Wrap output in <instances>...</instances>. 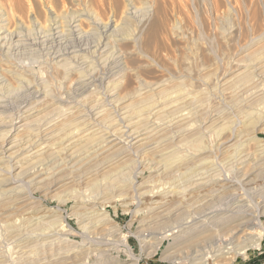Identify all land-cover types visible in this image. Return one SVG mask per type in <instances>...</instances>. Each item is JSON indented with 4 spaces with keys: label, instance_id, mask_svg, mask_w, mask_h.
<instances>
[{
    "label": "rangeland",
    "instance_id": "1",
    "mask_svg": "<svg viewBox=\"0 0 264 264\" xmlns=\"http://www.w3.org/2000/svg\"><path fill=\"white\" fill-rule=\"evenodd\" d=\"M17 1L19 0L16 1L4 0L3 2H1L0 5V12L2 14L0 16V21L2 20L1 22H9L8 20H10L11 22L13 19H15L11 23L9 22L13 26L12 28H16L17 26L18 27L20 26L21 28L28 30L31 35L30 37L34 39L40 35L41 30L39 28L40 27L39 22H43L44 24H47L46 21H44L43 19L46 18L47 20L49 12L51 14V9L55 8L54 10H56L58 23L60 22L61 24H65L61 26V24L59 23V26H61L60 31L65 32L64 30H66L64 34H62L61 32L62 38H64V40L68 42L71 41L73 42L74 40L82 41V42L86 41L85 43L89 44L90 46L97 45L98 43L101 42V40H103V35H102L103 25L105 24V22L107 23L108 21L114 18L113 4L116 2L115 0H108V1L99 0V3L101 4L100 5L98 4V0H95L92 1L90 5L88 4V0L87 1L66 0V2L64 0V3L62 0L59 1L53 0L54 3L52 2L53 4L52 5L51 2H49V0H39V1L20 0L19 2ZM36 1L38 5L36 4ZM42 1H44L43 3L45 5L42 3ZM120 1H122V3L124 4L128 0H120ZM142 1L145 2L147 5L145 3H144L145 5H143V3H141ZM57 2L58 3L60 2L61 4L59 3L60 4L59 5ZM136 2L140 10L139 11L140 15L139 13L138 15L142 17V15L145 14L147 18V20L145 21L146 23L144 22L143 26H141L142 28L141 27L139 28L140 30H136V26H134V20H135V24H137L136 19L133 20L129 19V21L125 22L124 19L118 18V21L121 19V21H119L118 23L119 24L118 29L114 30L115 32L113 33L112 36L113 38L111 37L109 40L112 41V42L110 41L111 47L114 46V49H120L122 53L126 55L128 52L126 51L125 46L132 42L133 40L132 38H134V36L139 37L140 42L142 43L141 48L143 49V53L145 54H142L141 56V54L138 55L136 52H135L136 54L132 53L134 58L133 57L131 58H133V60L129 59L131 60L130 62L126 58L125 61L126 64L125 63L123 64V61H120L119 63V60H115V63H113L111 68L113 70L116 69L115 71L119 70V68H121V66L124 65L129 68L128 76H130L133 80L132 85L134 84L133 86H131L132 89L130 88V91L132 90L131 93L137 92L142 84H149V83L151 84L160 81L166 82L168 80L167 86L164 87L167 88L166 90L169 89L168 90L169 93L172 91L173 93L176 94L177 91L179 95L186 93L187 94L191 93V95H196V96L198 95L196 97V101L197 99H200L198 101H200L201 103L195 101V103L197 104H194L193 102L192 104L193 106L191 105V107L193 108L190 107L189 110L188 109L186 110V112L190 111L192 114L190 112H189L190 114L187 112L188 114H186V119L181 124L183 127L184 125L185 127L188 125L187 128L185 127L183 128L182 126L180 127L178 126L177 128V129L179 128L187 129L186 131H184L185 134L180 135L178 138L176 136V131H177L175 130L176 128L173 129L172 131H169L171 129L165 128L166 130L163 129L160 135L154 137V139L152 138L150 140L151 141L150 144H147L149 145L148 149L150 150L146 153L147 156H145L147 161L150 160L151 158L154 161L162 160V157L164 158L168 155V153L172 152L170 158H172V161L178 160L177 162H179L180 164L176 162V165L179 166H177V168H174L173 166L170 167V169L173 168V170L175 171H173V173L169 171L168 173L169 179H168V177L167 178L164 177L166 175L162 176V174H160L162 170L155 172L150 170L148 168L149 165L146 164L147 161L144 163V165L140 167L133 165L135 164L134 160L136 157H134L133 155H127L125 157L122 156L121 152L126 149V145H123L124 143H121L119 144L121 147L118 145L117 147L100 154L99 155L100 157L98 156L95 160H91L93 163L90 162V164L84 166L85 168L84 167L82 168V171L84 169L87 172L93 171L94 174H92L90 178L83 180L81 178L82 173L78 171L73 173L75 175L78 174V177L76 178L77 181H72L67 184H64L63 186H60L59 188L52 190L50 193H46L44 190L38 189L37 191H35L37 201L34 204H31L30 206L36 205V207H38L42 211H48V213H51V215L45 220V222L51 221L49 222L50 224L47 223L48 227L47 225H45V227L43 226L45 232L49 231L50 234L56 233L58 235L55 236L54 238L62 237V239H68L71 244L72 243L81 244L79 246V249L84 254L82 255L81 253V255L84 257H80L81 256L80 255L79 261L81 262L83 260L85 264L96 263L98 260L101 259L104 261L106 260L104 264H264V235H262L260 246L250 245V243L252 244L256 241V239L259 236L258 233H260V231L262 230L259 224L264 228V170L262 171L259 170L258 172H255L251 176V178H253V185L251 184L252 187L248 186V188H246L248 189L247 194L244 195L246 199L245 202L246 209L247 208L251 209L254 212L255 216L252 218V222L247 227L246 232L245 233L242 232V234L244 233L243 235L241 233L236 234L235 233L236 230L231 227L232 224L224 225L221 226L220 228L219 224H221L224 221V218H222L220 220H217L214 229L211 228L209 231H206L207 233L201 235L202 239H199L197 241L195 239L188 240L186 239L187 237H185V234L188 233V230L182 229L180 230V232L178 231L179 233L178 232L175 233L176 235L179 234L175 238L176 241L172 240L170 238H172L174 235L168 236L170 230L174 229L176 226L175 228L176 230L175 229L174 230L177 231L181 227V225L183 226L186 225L185 223L189 219V216L187 214L186 215L181 214L182 216L175 215V217H178L179 219L178 221V219H176L174 215L171 213L172 211L171 208H168L171 211L166 209L164 215H158L159 213L157 212L158 209H156V204L154 205L151 204L152 199L161 200L160 196L153 197V195L162 194L166 192V190L170 191L171 189L169 188L173 189L179 183L178 177L179 178L181 177L179 175L180 172L182 173V172H191V171L194 172L201 171L204 173V175L206 174V176L208 175L213 177L215 176V178L218 179L219 178L221 179L225 175L236 176L238 170L237 167H235L234 161L242 157L243 154H247V155L249 154L250 157L249 162L251 165H249V167H247L246 169L250 168V166L251 167L254 166L255 168L257 167L259 169L264 168V164H262L264 162L263 161L264 150H262L264 149V85H263L264 70L261 69L263 70L261 72L262 74H260L262 76L258 77L256 74L259 71H261L259 70L257 72L256 66L258 65L260 66L261 62H262L261 64L264 63V59H262V57H264V0H210L211 3L210 5L209 2L205 0H196L198 8L200 7L199 13L200 14L203 13L201 16L199 15L200 19L202 20L201 22H203L202 23L203 29H200V27L197 24V17L195 16V12L191 6L192 5L191 0H157V3L154 8L153 6H151L153 2L152 0L149 1L137 0ZM148 2L150 5L148 4ZM3 3L7 4V7H5L6 5ZM17 3L19 4L16 5ZM39 3H42L45 7L42 4L39 5ZM92 3L93 4L95 3L94 5L96 7ZM96 3L98 4V7ZM8 6L11 11L9 10ZM150 6H151L150 11L152 9L151 13L148 10V7ZM12 7L16 9H13ZM157 7H159L158 9L161 8L160 9L161 11L158 10ZM7 8L9 12H7L6 10ZM143 8L146 11L145 10L143 11ZM12 9L14 10V12H12L13 11ZM36 9L38 12L36 11ZM40 10L42 11L39 12ZM43 10L45 12H43ZM154 10L157 12L160 11V13H156ZM6 12L8 13V16ZM19 12H21V14H18ZM144 12L149 13L150 15ZM80 14L81 15L84 14V16L85 15L88 16L82 17L87 19L86 21H84L85 19H83L84 22H82V27L80 28L79 31L81 33L78 32L77 35L73 36L71 32L70 24L75 18H80V16L78 17V15ZM23 16L24 19L25 18L27 19V20L25 19L26 21L22 18ZM60 16L62 18H60ZM88 17H90V20ZM152 18L153 19L155 18L154 19L155 22L152 20ZM194 18H196L195 19L196 21L194 20ZM156 19L159 21V23ZM156 21L159 24L157 26L160 25L162 26L156 27L155 25L157 24ZM165 21L167 24L164 23ZM174 22L179 23L178 24V27L180 26L179 29L172 30V25ZM16 24L18 25L16 26ZM94 24L96 26H94ZM124 24L125 27H123ZM25 25L26 27H23ZM163 26L166 27L167 30H165ZM152 27L153 29L155 28L157 29L159 28V29L153 30ZM122 28H124V32L122 31L123 30ZM112 30L113 28L110 30V32ZM129 31H131V33ZM114 37L117 39H115ZM118 38L122 39L121 41L122 44L120 42L118 43L116 42V40H120ZM94 42L97 44H95ZM43 48L45 49L43 50L38 49L37 51L36 50L23 51L24 52L23 54L20 53L21 56L20 54L19 55L10 54L12 55V57L10 55L7 56V59L11 57L10 59L14 60V65L16 67H13L14 65L13 66L11 65L13 69L15 68L16 71L21 72L25 67L28 68V70L30 69L29 73H31L32 75L34 73L35 75L31 76L30 78H27V80H23V82L20 84L16 83V85L9 84V82L6 83V85H4V82L0 83V86L3 87V88L0 87V99L3 100V104L5 102L4 104L5 106H8L6 107L7 109L5 108L7 110L5 114L2 115V113H0V120L5 119L6 121L8 119V122L6 121L7 127H3L2 130L11 128L9 124L11 118H10V114L8 113L13 114L12 112H14V110L15 111L18 110L16 108L19 106L20 102H24V100L28 99V96L30 97L31 94L29 93V91L26 90V86L32 87L35 85L32 91L38 88L39 90L41 89L40 91H42V93H44L43 90L46 88L45 95L48 96L46 97L42 96L40 98L36 97L35 99H39L38 101L39 104H36L35 105L36 108L32 112H29L30 114L31 113L34 114H31L32 116H29V118H25V116L29 115V113H27L26 115L25 114L22 115L21 113L20 118H18L15 121L16 125L21 124L22 122H26L29 119L32 120L33 118H35L33 119L35 124H40L41 122L45 121L48 117H50L49 115H52L53 112H55V110L59 111L67 105L70 106L73 101L79 100L80 98L82 99L83 97H79L78 96L79 92L75 90L76 87L75 82L80 79H84V80L87 79L88 74L91 72L93 73L98 72V74H101L104 67L105 69H108V67L107 68L106 66L103 67L102 64H99L98 62L95 63L93 61L95 64L93 62H89L92 61L93 58L87 55L86 57L78 56L75 59L70 60L72 63L69 60L66 62L65 61L62 62V63L69 62V65L63 66L62 69H60L61 67H59L58 70L60 69L61 73L59 71L54 72L52 68H48L49 67L48 65L50 63L49 61L51 60L50 58L51 53L48 52L46 46H44ZM214 48L217 49L218 51L220 57L219 60L215 58L211 50ZM39 51H41V53ZM36 53L38 56L37 55L35 56ZM44 54H46L47 56ZM15 56L16 57L19 56V57L16 58ZM256 60H260L261 62ZM86 61L89 63V65H92L90 63H93V65L92 66L87 65L88 63ZM253 61L254 62L256 61L258 65L256 64V62L254 63ZM96 65H101V66H96ZM7 66L8 68H11L9 67V65ZM252 66L254 69L252 68ZM85 68L88 69L89 71L85 70ZM99 68L101 69V71ZM70 69H73V71H76V73H73L74 75L71 74L72 76L70 75L69 77L68 73L72 71ZM77 69L81 72L82 74L81 76L80 73H78L79 71ZM66 71L68 73H66ZM56 73L60 75L58 76V74ZM84 73H88V74H84ZM245 74H247L248 76H246ZM54 76H56V78ZM118 77L119 75L116 74L110 77L109 79H105L104 86L102 87L101 86L96 87V83H94V86L92 88L93 84L92 85L90 84L89 85L90 90L88 91V94H86L88 95L86 99L87 101L84 98L85 101L82 100L81 103L92 102L94 99L95 102H104L105 99L104 94L106 93L105 86H107L108 83L110 82L115 86L119 84L118 82L121 80H118L117 82L116 80ZM259 78H261L263 82ZM227 79H231L232 82V84L231 82L228 83V88L226 87L227 85H221L224 82V80ZM249 79L250 82H248ZM29 80L30 81L32 80V83ZM169 80L171 82H169ZM259 80L260 82H258ZM33 82H37V83H33ZM70 82L72 83L71 85ZM82 84L84 85V83ZM36 85L38 86L36 87ZM224 87H226L227 89L226 88L224 89ZM72 88L74 91L72 90ZM262 88L263 90H261ZM253 89L257 90V92ZM166 90L164 91V93L166 92V94H169ZM90 91L91 92L94 91V93L93 92L91 93ZM130 91L128 90L127 92H125L127 95L123 93L119 96L121 97L122 95L125 94L124 96H126L127 98L128 96L134 94V93L131 94ZM258 91L260 93H258ZM257 93L258 95L263 93V95L258 96ZM175 94L173 97L176 96ZM199 95H201L200 97L203 100L199 97ZM119 96H116L114 98L119 99L120 98ZM152 97L153 98L155 97V101H157L159 98L158 94L156 96L151 95V98ZM4 98L6 99L8 98L7 101H5L6 99ZM11 98L14 99L12 100ZM17 99H19V101ZM15 101L18 102L17 103L18 105L16 104ZM94 101L92 103H95ZM131 102H133L132 99L129 102L127 101L126 104ZM245 103L246 106H242ZM248 103L250 104L253 103V104L250 105ZM34 104L27 105L24 107H23L24 104H22L21 107H23V110H26L27 108H30V106L31 107L34 106ZM14 105L17 106L14 107ZM130 105H132V103ZM196 105H199L198 107L199 108L201 107L200 109L201 110L203 109L202 110L203 112ZM60 106H62V108ZM144 106H147V104ZM243 107L244 108L246 107L245 110L243 109ZM194 108L196 110H194ZM197 108L199 110H197ZM10 109H13V111ZM228 109H230L231 112ZM247 110L249 111L251 110L250 111L251 114H249L248 116L247 114L249 111ZM228 111L230 112L231 115H229ZM204 115L206 120L203 119ZM168 119H171V117ZM199 122L201 123V125ZM204 122L206 124H204ZM188 129H190L189 132ZM198 129H200L202 132ZM211 129L214 131H212ZM226 131H228V135L231 134L232 136L231 137L230 135L228 136L226 134L227 133ZM231 131L232 133H230ZM196 132H199V134H197ZM213 132L215 133V135ZM216 133H219L222 136L226 135L227 137L225 136L222 138V136L220 135L219 138L220 137L221 138L219 139L216 136ZM161 134H163V136H161ZM208 134H212V135L211 136L209 135L208 137L207 136ZM172 135L175 136V138ZM214 138L216 140H214ZM181 140L183 143L181 142ZM224 141H226V143L221 144L222 145L221 146L220 143ZM175 146L177 147L179 146V148ZM226 146H230L228 150L224 149ZM219 147L224 150L218 151ZM175 152H178L176 153L177 155L175 154ZM183 152L184 154L183 156H181ZM247 155L246 157L243 158H247ZM182 158H186L187 161L186 160L182 161ZM179 159H181L180 161L182 162H180ZM167 160L168 159H166L165 161ZM51 161L52 160L47 161V163L49 162L48 168L51 166L49 168V172H51L50 176H53L52 179H54V177H56L57 175V173L54 174V172L57 170L59 166V161H54V162ZM165 161H163L162 163H164ZM239 161H242V158L241 160L239 159ZM91 164L93 165L91 166ZM88 165L94 169L90 168ZM188 165L190 170L186 169L187 170L186 171L185 169H183L181 171H178L179 167L180 168L185 166L188 167ZM86 167L87 168L89 167V169H87ZM191 168H193V170H191ZM79 173L81 174L79 175ZM175 176L176 177L178 176L177 179ZM79 178L81 180H79ZM54 182L55 181H53L52 183ZM112 184L114 185L111 186ZM132 185L135 186L140 185V187L138 186L139 188L137 190H133ZM129 187L131 191L130 189H128ZM234 191L236 194H240V195L244 193V190H242L241 188L238 189L234 188ZM111 192L113 195H110ZM101 194L104 197H101ZM114 194L115 196L119 194L118 195L119 197L118 196L115 197ZM172 195H173V197H171L172 202H170V204H166L167 207H170L169 205L175 203L176 201H179V199L182 198L181 195H179L178 193H173ZM88 199H90L93 202H85ZM97 202L99 203L101 202V203L96 204ZM221 202L222 200L219 201L220 205ZM219 204L218 206H220ZM221 206L223 207L225 205H223L222 203ZM167 207L164 206V208ZM87 210L95 211L96 213L100 212L106 214L108 220L106 223L102 224L103 226L101 229L94 230L93 232L92 229H89L88 232L86 233L84 232L85 230L83 224H85L86 222H84L80 216L81 214H83V212H86ZM160 210L162 209L160 208L158 211ZM19 213L20 214L18 215L12 214L10 217L0 219V264H17L18 261L17 259H19L22 255H23L22 257L26 255L24 251L25 249H21L18 242L16 241L14 242V240H12L13 238L17 239L16 235L18 233L16 231H10V230L13 229L14 227L15 229L16 228L18 229L20 227V223L23 222L22 220L20 221V219L23 217L28 218L29 216H32L34 213H30V212H28L27 214L21 212ZM37 214H41V213L36 212V216ZM167 215L169 217H167ZM226 215L228 218H232L235 215V212H228L226 213ZM151 217L154 218L152 219ZM182 217L183 219H181ZM218 217L221 216L218 215L217 218ZM180 220L181 221L183 220L184 222L182 221L183 222L182 223ZM6 226L9 227L10 229L8 230ZM218 227L220 230L218 229ZM37 229L38 230H35L36 232L34 231L35 236L38 235L36 234L37 232L39 233L40 231H42L40 228ZM50 229H52L53 232ZM227 229L230 232H228ZM90 230L91 232L89 233ZM7 233L9 234L6 235ZM34 233L31 234L33 237H35ZM256 233L258 235H256ZM152 234L157 235L155 236L157 238L155 237L153 238ZM14 235L16 238L14 237ZM5 240L9 241V245L8 242ZM98 240L99 242H103V243L109 242V244L100 247V249H98L100 251H97L95 249H97L98 246L95 244L91 245L90 242L99 243ZM124 240L128 241V247L123 244ZM33 245H35L36 247L37 244L32 243L30 245L31 249L29 252H31V250L33 251L37 250V248L33 247ZM238 247L239 248L244 247V249L242 250H244L245 252L242 254L238 253L237 252V250L239 249ZM20 250L23 251V254H21L22 251L20 253ZM221 252L222 254L220 256H217ZM88 255L90 256L88 257Z\"/></svg>",
    "mask_w": 264,
    "mask_h": 264
},
{
    "label": "bare ground",
    "instance_id": "2",
    "mask_svg": "<svg viewBox=\"0 0 264 264\" xmlns=\"http://www.w3.org/2000/svg\"><path fill=\"white\" fill-rule=\"evenodd\" d=\"M3 1L2 0L0 1V5H1V2H3ZM9 1H11V0H9ZM13 1H16V0H13ZM19 1H17V2H19ZM57 1H59V0H57ZM62 1L64 3V0H62ZM92 1H95V0H88V4H90ZM115 1L116 2L113 4L114 5L113 6V11H114L113 12L114 13L113 16H114V18L112 20L108 21L107 23L105 22V24L103 23L104 24L103 25V29L101 27V29L103 30V32H102L103 33L102 34L103 35V40H101V42L98 43V44L94 42L95 44H97V45H94V46H90L89 44L85 43L86 41L82 42V41H75L74 40L73 42L72 41L68 42V41L64 40V38H62V35H61L62 31H60V27L62 25H65V24H61L59 22L61 24V26H59V23H58V20H57L56 10H54L55 8L51 9V14L49 12L47 20H46V18L43 17L44 18L43 20L46 21L47 24H44L43 22H39V25H40L39 28L41 30L40 31V35L37 36L34 39H32L30 37L31 35H30V32L28 30H25L24 28H21L20 26L19 27L17 26L19 23L16 24V26H17L16 28H12L13 26L10 23L13 20H15V19H13L11 22H10V20H8L10 23L9 22H1L2 20L0 21V80H2V81H0V83L4 82V85H6V83H8V82H9V84H15V85H16V83L20 84V83L23 82V80H27V78H30L31 76L35 75L34 73H33V75L31 73H29L30 69L28 70V68H25V67L23 68V70L21 72L16 71L15 68L13 69V67H16V66L14 65V60L10 59L12 57V55H10V54L19 55L20 53L23 54L24 53L23 51H26V50H30V51H32V50H36L37 51L38 49L43 50V49H45V48H43L44 46H46V49H48V52L51 53V57H50L51 60L49 61L50 62L49 65L47 63V65L49 66L48 68H52L54 72L55 71H59L61 73L60 69H62L63 66H68L69 65V62L68 63H62V62H64V61L66 62L68 60L69 61L73 60V59H75L78 56L86 57L87 55H89L91 58H93V60L89 61V62H93V61L95 63L98 62L99 64H102L103 67L104 66H106V68L108 67V69H105V67L104 68L102 67L103 71L101 72V74H98V72L97 73L91 72L89 74L88 73H84V74H88V78L87 79L84 80V79H80L79 78L80 80H78L76 82L74 81L75 85H76V87L74 86L75 90H77L79 92L78 96L79 97H83V98L82 99L80 98L79 100L73 101L70 106H68V105L65 106V107L63 106L64 108L59 110V111L55 110V112H53L52 115H49L50 117H48L46 120L44 119L45 121H43L41 123L39 122L40 124H35L34 123L33 119H35V118H33L32 120L29 119L28 121L25 120L26 122H22L21 124H18V125L15 124V121L18 118H20V116H21L20 114L21 113H22V115L23 114L26 115L27 113L32 112L36 108L35 105L39 104V102H38L39 99H35L36 97L40 98L42 96H45V97L48 96V95H45V93H46L45 89L46 88L43 90L44 93H42V91H40L41 89L39 90L38 88H36L34 91H32L35 85L32 86V87L26 86V90L29 91V93L31 94L30 97L28 96L27 100H24V102H20V104H21V105L19 104L20 107L18 106L16 108L18 110H16V111L14 110V112H12L13 114L8 113V114H10V118H11V120L9 118V120H10L9 124H10L11 128L2 130L3 127H7L6 121L8 122V119L6 121H5V119H1L0 120V219L10 217L12 214H17L18 215V214H20L19 212L24 213V214L25 213L27 214L28 212L34 213L32 216H29L28 218L27 217L21 218L20 221L22 220L23 224L20 223V227L17 226V227H19L18 229L17 228L15 229V227H14L13 229L10 230V231H16L18 233L17 235L15 234L17 239H14L12 237L13 238L12 240H14V242L15 241L18 242V244L21 247V249H25L24 251L26 253V255L24 254L25 255L24 257H22L23 255L21 256L22 258L20 256H19L20 258L17 257V258H19V259H17L18 260L17 264H85L83 260L81 262L79 261L80 257H84V256H82L84 254L79 249V246L81 244H79V243L78 244L77 243H72L71 244L68 239H62V237L54 238L55 236L58 235L56 233L55 234H50L49 231L48 232L44 231L43 226L45 227V225H47V223L51 222V221L45 222V220L51 215V213H48V211H42L41 209L36 207V205L30 206L31 204H34L37 201L36 200L35 191H37L38 189H41V190H44L46 193H50L52 190H55V189L59 188L60 186H63L64 184H67V183L72 182V181H77L76 178L78 177V174L75 175L73 173L78 172V171H80L82 173V174L79 173V175L80 174L82 175L81 178L83 180L90 178L91 175L94 174L93 171L92 172H87V171H85V169L82 171V168L85 165L90 164V162H92L91 160H95L100 154L117 147L121 143H124L123 145H126V149L121 152L122 156L125 157L127 155H133L134 157H136L135 160H134L135 164H133V165H136V166H139V167L144 165V163L147 161V159L145 157V156H147L146 153L148 151H150L148 149L149 145H147V144H150V142H151L150 140L152 138L154 139V137L160 135L162 130L165 129V128L171 129L169 131H172L173 129L176 128L175 129V130H177L176 131V136L178 138H179L180 135L185 134L184 131H186L187 129H180V128L177 129V128H178V126L179 127L182 126L181 124L186 119V114H188L190 112V111L189 112L187 111L188 112L187 113L186 110L190 109V107L193 104V102H194V104H197V103H195V101H196V97L198 95L197 96L196 95H191V93L190 94L186 93V94L179 95V93H177V91H176V94L173 93L172 91L169 93L168 92L169 89L166 90L167 88L164 87V86H167V84H168L167 81L168 80L166 82L160 81V82L151 83V84L150 83L149 84H142L140 88L138 87L139 89H138L137 92H135V93L132 92L131 93L132 90L130 91V88L134 84L132 85L133 80H132V78L130 76H128V72H129L128 69L129 68L127 66H125V65L121 66V68H119V70H117V71H115L116 69L113 70L111 68L113 63H115V60H119V63H120V61H123V64H124L125 61H126V58L128 60L129 59L133 60V58H134L133 54L135 52L138 55L141 54V56H142V54H145V53H143V49L141 48V44L142 43L140 42L139 37H135V36H134V38H132L133 40H132L131 43H129L127 45L124 44V45H126L125 48H126V51L128 52V53L126 52L127 53L126 55H124V53H122V51L120 49H114V46H112L113 48L111 47V44H110L111 40H109V39L113 36V33L115 32L114 30L118 29V25H119L118 23H119V21H121V19H124L125 22L129 21V19H132V20L136 19L137 20V24H135V20H134V26H136V30H140L139 28L141 26H143L144 22L147 20L145 14H143L142 17L139 16L140 15V13H139L140 10H139V7L137 6L138 5L137 2H136L137 0L136 1L135 0H128L124 4L120 0L119 1L115 0ZM152 1L153 2H152L151 6H153V8H154L156 3H157V0H152ZM205 1L209 2V5L211 4L210 0H205ZM28 2H26V3H28ZM43 2L44 1H42V3ZM49 2H51V4H52L53 0H49ZM65 2H66V0H65ZM191 2H192L191 6H192V8H193V10L195 12V16L197 17V24L200 27V29H203V25H202L203 22H201L202 20L200 19V16L203 13L202 14L199 13V8L200 7L198 8L196 0H191ZM42 3H39V5L42 4ZM141 3H143V5L146 4L143 1ZM3 4H5V3H3ZM18 4L19 3H17L16 5H18ZM33 4H35V3H33ZM36 4L38 5L37 1H36ZM98 4H100L99 0H98ZM98 4H97V7H98ZM148 4H149V2H148ZM187 4H186V6H187ZM5 5H6L5 7H7V4H5ZM22 6H23V4H22ZM151 6L148 7L149 11H150ZM34 7H36V6H34ZM99 7H101V6H99ZM8 8H9V6H8ZM8 8L6 9L7 12H9ZM22 8H24V7H22ZM144 8H143V11L145 10ZM158 8L159 7H157V9ZM13 9H16V8H13ZM61 9H62V7H61ZM160 9H158V10H160ZM9 10H10V8H9ZM17 10H18V8H17ZM36 11H37V9H36ZM41 11L42 10H40L39 12H41ZM141 11H142V9H141ZM160 11L159 12L155 11V12L156 13H160ZM12 12H14V10ZM43 12H45V11L43 10ZM57 12H58V10H57ZM151 12H152V9H151L150 13ZM162 12H163V10H162ZM36 13H34V14H36ZM60 13H58V14H60ZM138 13H139V15H138ZM144 13H146V12H144ZM18 14H21V12H19ZM146 14H149V13H146ZM1 15L2 14L0 12V16ZM4 16H5V14H4ZM7 16H8V13H7ZM79 16H80V18H75L70 24L71 32H72L73 36L78 34V32L80 31V28L82 27V22L86 21V19H87V18L85 19V18H82V17H87L88 15L84 16V14L83 15L80 14V15H78V17ZM97 16H99V15H97ZM193 17H194V15H193ZM22 18L24 19V16ZM27 18H28V16H27ZM60 18H62V17L60 16ZM88 18L90 20V17H88ZM118 18H121V19L118 21ZM83 19H85V20L83 21ZM154 19L152 18L153 21H154ZM195 19L196 18H194V20ZM157 21H156V23H157ZM50 23H52V24H50ZM129 23H131V22H129ZM158 23H159V21H158ZM158 23L157 24L154 23L156 25V27L162 26V25L157 26V25H159ZM164 23H166V21ZM178 24H179L178 22H174L173 25H172V30L179 29L180 26L178 27ZM94 26H96V25L94 24ZM101 26H102V24H101ZM23 27H26V25L23 26ZM119 27H121V26H119ZM123 27H125V24H124ZM112 28H113V30L110 32V30ZM163 28L165 30H167L166 27L163 26ZM122 29H123L122 31L124 32V28H122ZM152 29H153V27H152ZM155 29L158 30L159 28L158 29L155 28ZM155 29H153V30H155ZM125 30H126V28H125ZM64 31L66 32V30H64ZM65 32H62V34H64ZM129 32L131 33V31H129ZM79 33H81V32H79ZM34 35H35V33H34ZM134 35H135V33H134ZM120 38H118V39H120ZM75 39H77V38H75ZM78 39H79V37H78ZM115 39H117V38H115ZM71 40H73V39H71ZM69 41H70V39H69ZM121 41H122V39L116 40L117 43L118 42L121 43ZM124 45H123V48H124ZM117 48H119V47H117ZM211 50H212L215 58L219 60L220 57H219L217 49L214 48V49H211ZM39 52L41 53V51H39ZM116 54H117V56H116ZM8 55L11 56V57L9 56L10 57L9 59H7ZM36 55H37V53L35 54V56ZM44 55H46V54H44ZM20 56H21V54H20ZM15 57H14V59H15ZM18 57H16V58H18ZM22 57H24V56H22ZM131 57H133V58H131ZM84 59H86V58H84ZM84 59H82V60H84ZM262 59H264V57H262ZM129 61L131 62V60H129ZM256 61H260V60H256ZM93 63H90V64L93 65ZM261 63H260V66H259L258 63L256 62V64L259 66V67L256 66L257 67V69H256L257 72L259 70H261V69L264 70V63L263 64H261ZM5 64L9 65V67H11V65L12 66L14 65V66L11 67V68H8V66L5 65ZM123 64H121V65H123ZM87 65H89V63ZM92 65H89V66H92ZM96 66H101V65H96ZM20 67H22V66H20ZM59 67H61V68L58 70ZM252 68H253V66H252ZM70 70H72V71H70ZM70 70H69L70 71L69 73L66 71V73L69 74V77H70L71 74L76 73V71H73V69H70ZM80 70H81V68H80ZM85 70H88V69L85 68ZM263 70H261L258 73H256L258 77L262 76L260 74H262L261 72ZM100 71H101V69H100ZM63 72H65V71H63ZM253 72H254V70H253ZM78 73H80V76L82 75L80 71ZM56 74H58V73H56ZM116 74L119 75V77L117 78L116 81L117 82H118V80H121V81H119L118 82L119 84H117L116 86L113 85L111 82H110L111 85H110V83H108V85L105 86L106 93L104 94V97H105L104 102H95L94 101L95 99H94L93 101L95 103H92L93 101L92 102H88V103H81L82 100H84V98L86 100L87 97H88V95H86V94H88V91L90 90V87H89L90 84L91 85L93 84L92 88L94 86V83H96V87L97 86H101L102 87V86H104V80L105 79H109L110 77H112V76H114ZM225 74H226V71H225ZM227 74H228V72H227ZM59 75L60 74H58V76ZM245 75L248 76L247 74H245ZM75 76H77V75H75ZM253 76H254V74H253ZM54 77L56 78V76H54ZM83 78H84V76H83ZM231 78H232V76H231ZM224 79H225V77H224ZM259 79L261 80V78H259ZM71 80H74V79H71ZM82 80H84V81H82ZM260 80L258 82H260ZM67 81H69V80H67ZM222 81H223V79H222ZM30 82L32 83V80ZM40 82H42V81H40ZM169 82H171V81L169 80ZM230 82H231V79H227V80H224V82L222 84L221 83L220 84L221 85H227L226 87L228 88V83H230ZM245 82H246V80H245ZM248 82H250V79H249ZM33 83H37V82H33ZM82 83H84V85ZM97 83H98V85H97ZM71 84L72 83L70 82V85ZM231 84H232V82H231ZM231 84H230V87H231ZM37 86L38 85H36V87ZM0 87H2V86H0ZM20 87H21V85H20ZM226 87H224V89ZM16 88H18V87H16ZM23 89H25V88H23ZM72 90H73V88H72ZM128 90L130 91L131 94H133V93L134 94L131 95V96H128L126 98V96H124V95L126 94L125 92H127ZM165 90L169 94H166V92L164 93ZM253 90H255V89H253ZM261 90H263V88ZM255 91L257 92V90H255ZM92 92L94 93V91H92ZM1 93H2V90H1ZM123 93H125V94L120 97L119 95H121ZM148 93H150V94H148ZM258 93H260V92L258 91ZM258 93H257V95H258ZM157 94H158L159 98H158L157 101H155V97L151 98V95L156 96ZM174 94L176 95L175 97H173ZM251 94H252V92H251ZM50 95H52V94H50ZM74 95H75V93H74ZM260 95H263V93L260 94ZM260 95H258V96H260ZM116 96H119L120 98L119 99H115L114 97H116ZM200 96L201 95H199V97ZM4 99H6V98H4ZM7 99L5 101H7ZM11 99H9V100H11ZM19 99H17V100L19 101ZM23 99H24V97H23ZM131 99L133 100L134 103L131 102L132 105H130L131 103L126 104V102L127 101L128 102L131 101ZM15 100H16V98H15ZM198 100H200V99H197L196 102H200ZM10 102H12V101H10ZM15 102H14V104H15ZM17 103L18 102H16V104ZM53 103H55V102H53ZM200 103H198V104H200ZM246 103L244 105H242V106H246ZM253 103H251V104H253ZM4 104H5V102H4ZM4 104H3V100L0 99V113H2V115L7 112V110H6L7 108L6 107H8V106H5ZM22 104H24L23 107L27 106V105H31V104H34V106H32V107L30 106V108H27L26 110H23V107H21ZM146 104H147V106H144ZM248 104H250V103H248ZM17 105H14V107H16ZM12 106H11V108H12ZM196 106L198 107L199 105H196ZM60 107L62 108V106H60ZM60 107H57V108H60ZM194 107H195V105H194ZM191 108H193V107H191ZM198 108H197V110H199L201 107L199 109ZM245 108L243 107L244 110H245ZM13 109H10V110L13 111ZM194 110H196V109L194 108ZM228 110L230 111V109H228ZM247 111H249V110H247ZM247 111H246V113H247ZM250 111L248 112L247 116L249 114H251ZM230 112H229V115H231ZM193 113H195V112H193ZM241 113H243V112H241ZM31 114H34V113H31ZM31 114L29 113V115H26L25 118H29V116H32ZM2 117H4V116H2ZM170 117H171V119H168ZM196 117H197V115H196ZM203 119H205V115H204ZM245 119H247V118H245ZM198 121H199V119H198ZM205 122H204V124H206ZM207 123H208V121H207ZM200 125H201V123H200ZM187 126L185 127V125H184L185 128H187ZM198 130H200V129H198ZM189 131H190V129H188V132ZM212 131H214V130H212ZM228 131H226L227 135H228ZM196 133L199 134V132H196ZM230 133H232V131ZM235 134H236V132H235ZM209 135L211 136L212 134H208L207 136L209 137ZM214 135H215V133H214ZM220 135L221 134L216 133V136L218 138H219ZM229 135H230V137L232 136L231 134H229ZM161 136H163V134H161ZM225 136L226 135L222 136V138L225 137ZM173 137L175 138V136H173ZM163 138H165V137H163ZM228 139H229V137H228ZM214 140H216V139L214 138ZM226 140H227V138H226ZM172 142H173V140H172ZM181 142H182V140H181ZM194 143H196V142H194ZM224 143H226V141L221 142L220 145L224 144ZM175 147H177V146H175ZM181 147H183V146H181ZM229 147L230 146H226L224 149L228 150ZM177 148H179V146ZM224 149H221L219 147L218 151H220V150L223 151ZM262 150H264V149H262ZM176 153H178V152H175V154ZM188 153H189V151H188ZM216 153H218V152H216ZM114 154H116V153H114ZM171 154H172V152L168 153V155L166 157H164V158L162 157V160H159V161H154L151 158L150 160L147 161L146 164L149 165L148 168L150 170H152L153 172L162 170V172L160 174H162V176L166 175L164 177L167 178L169 171L171 173H173V171H175V170H173V168L170 169V167L173 166L174 168H177V166H179V165H176V162L178 160L172 161V158H170ZM183 154H184V152L182 153L181 156H183ZM173 155H174V153H173ZM246 155L247 154H243L242 157H240V158H238V159H236L234 161L235 162V167H237V170H238V173H237L236 176H234V175H225L221 179L220 178L218 179V178H215V176L214 177L210 176V175L206 176V174L204 175V173L201 172V171H197V172L191 171V172H182V173L180 172L179 175L181 177L179 178L178 177L179 175L177 176L178 179H179V183L173 189L169 188V189H171L170 191L166 190V192H164L162 194H157L156 193L157 195H153V197H157V196L161 197V200H158V199H156V200L152 199L151 200V204H153V205L156 204V209H158V210L160 208L162 209L160 211L157 210V212L159 213L158 215H164L166 209L171 208L172 211L170 209H168V210L171 211V213L174 215V217H175V215L176 216H178V215L182 216L181 214H185V215L187 214L189 216L190 220L188 219L186 221V223H185L186 225H184V226L180 224L181 227L179 229L177 228L178 229L177 231H175L176 230L175 229L176 226L174 225L175 226V228H174L175 230L171 229L170 233L168 234V236H173L174 235L170 239L176 241L175 238L179 234L176 235L175 233L178 232V231L180 232V230H182V229H187L188 230V233L185 232L186 233L185 237H187L186 239H188V240H194L195 239L196 241L199 240V239H202L201 235H204V233H207L206 231H209L211 228L214 229V226H215L217 220H220L222 218H224V221L222 220L223 222L221 224H219L220 228H221V226L229 225V224L231 225L232 224L231 227L236 230L235 231L236 234H239V233L242 234V232H244V233L246 232L247 227L252 222V218L255 216L254 212L251 209H248V208L246 209V204H245L246 199L244 197V195H246L247 191H248V189H246V188H248V186H251V184L253 185V178H251V176L255 172H258L259 170H261V171L264 170V168H262V167H260L262 169H259L257 167L255 168L253 165H252L253 167L250 166V168L246 169L247 167H249V165H251L250 162H249V160H250L249 154L247 155V158H243V157H246ZM178 158H181V157H178ZM186 158H182V161L186 160ZM241 158H242V161H239V159L241 160ZM166 159H168V160L165 161ZM50 160H52L53 162L54 161H59V166H58L57 170L54 172V174L57 173L58 176L56 175V177H54V179H52L53 176H50L51 172H49V168L51 166L48 168L49 162L47 163V161H50ZM180 160L181 159H179V161ZM256 160H257V158H256ZM163 161H165V162L162 163ZM182 161H180V162H182ZM263 161H264V157H263ZM177 163H179V162H177ZM259 163H261V162H259ZM262 164H264V162ZM92 165L93 164H91V166ZM232 165H233V162H232ZM89 167L88 168L86 167V168L89 169ZM90 168H92V167H90ZM92 169H94V168H92ZM183 169L190 170L189 165H188V167L187 166L182 167V168L179 167L178 171H181ZM191 170H193V168H191ZM134 171H135V169H134ZM94 172H96V171H94ZM177 177H176V179H177ZM218 177H219V175H218ZM168 179H169V177H168ZM79 180H81V179L79 178ZM53 181H55V182L52 183ZM49 184H51V185H49ZM108 184H109V182H108ZM113 185L114 184H112L111 186H113ZM98 186H99V184H98ZM138 186L140 187V185H136V186L132 185V189L133 190H137L139 188ZM130 187L128 189H130ZM234 188H237V189L241 188L242 190H244V193L242 195L236 194L235 191H234ZM130 191H131V189H130ZM132 192H134V191H132ZM173 193H178L179 195H181L182 198H180L179 201H176L175 203H172L171 205H169L170 207H167L166 204H170V202H172L171 201L172 200L171 197H173V195H172ZM110 195H113L112 192H111ZM114 196H115V194H114ZM117 196H115V197H117ZM101 197H104V196H102V194H101ZM220 200H222L221 205L223 203V205H225V206L222 207L219 204ZM85 202H93V201L88 199ZM100 203L97 202L96 204H100ZM218 204L220 206H218ZM164 206H166L167 208H164ZM88 210L86 212H83V214H81V216H80L81 219H83V221L86 222L85 224H83L85 233L88 232L89 229H92V232L94 230L101 229L102 226H103L102 224L106 223L107 220H108L105 213H100V212L96 213L95 211H88ZM36 212H40L41 214H37V216H36ZM228 212H235V215L232 218H228L227 215H226V213H228ZM42 213H44V214H42ZM218 215H220L221 217L217 218ZM167 217H169V216L167 215ZM175 218L178 219V217H175ZM181 219H183V217ZM6 220H4V221H6ZM156 220H157V218H156ZM178 221H179V219H178ZM161 222H162V220H161ZM156 223H157V221H156ZM176 224H178V223H176ZM14 225H15V223H14ZM259 226L261 227L262 230L260 231V233H258L259 236L256 239V241L254 243H252V244L250 243V245L260 246V244H261L262 235H264V228L260 224H259ZM47 227H48V225H47ZM3 228H4V226H3ZM7 228H8V230L10 229L9 227H7ZM37 228H40L42 231H40L39 233L37 232L36 234H38V235L35 236L34 231L38 230ZM167 228H168V226H167ZM218 229H219V227H218ZM50 230H52V229H50ZM250 230H252V229H250ZM58 231H60V230H58ZM227 231H228V229H227ZM52 232H53V230H52ZM90 232H91V230L89 231V233ZM228 232H230V231H228ZM33 233H34L35 237H33L31 235ZM231 233H233V232H231ZM8 234L9 233H7L6 235H8ZM180 234H182V233H180ZM258 234L256 233V235H258ZM15 235H14V237H15ZM62 235H64V234H62ZM250 235H252V234H250ZM155 236H157V235H153V238ZM155 238H157V237H155ZM180 238H178V239H180ZM3 239H4V237H3ZM161 239H162V237H161ZM7 240H8V238H7ZM7 240H5V241H7ZM250 241H251V239H250ZM7 242H8V245H9V241H7ZM98 242H99V240H98ZM2 243H4V242H2ZM32 243H36L37 244L36 247H35V245H33V247L37 248V250L36 251L31 250V252H29L30 249H31L30 245ZM90 243H91V245L95 244V245L98 246V248L95 249L97 251H100V250H98V249H100V247L109 244V242L108 243H103V242L93 243V242H90ZM123 244L128 247V241L127 240H124ZM147 245H148V242H147ZM246 247H247V245H246ZM15 249H17V248H15ZM242 249H244V247L243 248L240 247L238 250L236 248L237 252L240 253V254L245 252ZM21 251L22 250H20V253H21ZM222 251H223V249H222ZM81 253H82V255H81ZM21 254H23V251H22ZM98 254H99V252H98ZM221 254H222V252L219 253L217 256H220ZM89 256L90 255H88V257ZM105 261L101 259V260H98L96 263H92V264H104ZM197 263H199V262H197Z\"/></svg>",
    "mask_w": 264,
    "mask_h": 264
}]
</instances>
